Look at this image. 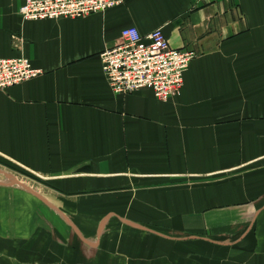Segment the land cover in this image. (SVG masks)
<instances>
[{"label":"crops","instance_id":"obj_1","mask_svg":"<svg viewBox=\"0 0 264 264\" xmlns=\"http://www.w3.org/2000/svg\"><path fill=\"white\" fill-rule=\"evenodd\" d=\"M21 6L0 0V58H28L41 74L0 90L3 166L101 215L136 219L128 224L159 220L182 237L187 219H208L212 235L237 240L159 253L149 244L140 255L156 256L152 264H264V0H124L44 21L23 20ZM128 27L143 36L161 28L173 48L197 53L177 96L112 91L101 54ZM9 197L0 208L13 206ZM17 207L13 219L0 212V262L40 264L17 245L27 224L50 217L25 195ZM27 208L38 212L26 217Z\"/></svg>","mask_w":264,"mask_h":264},{"label":"rangeland","instance_id":"obj_2","mask_svg":"<svg viewBox=\"0 0 264 264\" xmlns=\"http://www.w3.org/2000/svg\"><path fill=\"white\" fill-rule=\"evenodd\" d=\"M48 183L39 176L18 169L17 166L7 167L0 162V195H10L9 201L13 205L7 208L8 215L12 219L21 215L17 207L18 197L25 195L36 205H41L43 216L46 214L50 217V219H42L40 223L34 222L32 226H30L31 222L27 224L26 236L28 238L25 237L23 241L18 242L20 252L24 251L27 255H32L31 262L40 264H145V259H147L152 264L156 263V256L150 255L146 258L144 254L140 255V249L147 248L149 244L159 253L157 247L170 248L180 243L185 244L186 247H192V245L208 247L226 246L227 243L237 241H229L226 237H222L226 235L225 232L222 236L212 235L213 229L210 228L208 219H187L186 232L184 231L185 235L181 233L184 235L182 237L174 235L173 233L176 232L173 227L162 224L159 220L146 222L147 219H144L138 221L137 225L133 223L131 225L128 223L136 219L126 218L125 213L122 219L115 212L107 211L106 215L105 213L101 215V208L82 206L81 199L78 202V199L73 200L71 196H66L62 192L50 191ZM51 186L55 185L51 184ZM84 205H87V202ZM5 210L0 208V212L4 211L3 214L7 213ZM35 210L27 208L28 216L26 217L34 215ZM83 215H101V219H81ZM248 226L246 227L249 228ZM234 227L235 230L238 229V226ZM20 254H17V258L21 259L23 256ZM4 255L1 256L2 263H5L3 258L8 256Z\"/></svg>","mask_w":264,"mask_h":264},{"label":"built area","instance_id":"obj_3","mask_svg":"<svg viewBox=\"0 0 264 264\" xmlns=\"http://www.w3.org/2000/svg\"><path fill=\"white\" fill-rule=\"evenodd\" d=\"M17 1L22 2L19 13L25 21L83 19L103 14L124 3V0ZM47 7H55L57 11H44ZM196 57L194 51L173 48L161 28L143 36L136 27H128L122 30L120 43L101 54V63L116 95L151 90L156 99L166 102L181 91L184 75ZM21 70L29 73V77L23 76L20 79L25 80L7 85L9 76H21ZM168 72L174 73L169 75ZM40 74L28 58H0V90L31 81Z\"/></svg>","mask_w":264,"mask_h":264},{"label":"bare ground","instance_id":"obj_4","mask_svg":"<svg viewBox=\"0 0 264 264\" xmlns=\"http://www.w3.org/2000/svg\"><path fill=\"white\" fill-rule=\"evenodd\" d=\"M43 10L44 11H48V12L49 11L52 12V11H57V8H55V7H47L45 9H43ZM41 11L42 10H39V12H41ZM172 73H174V72H168L169 75L172 74ZM23 76L24 77H26V76L29 77V73L21 70V76H18V75H15V76L11 75V76H9V80H8L9 82L7 83V85H10V84H13V83H17L20 80H25V79H20ZM161 80H163V77L161 78ZM166 80H168V79H166Z\"/></svg>","mask_w":264,"mask_h":264}]
</instances>
